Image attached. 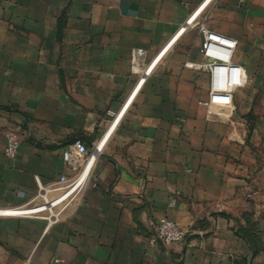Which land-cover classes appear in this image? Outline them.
Wrapping results in <instances>:
<instances>
[{
	"label": "crops",
	"instance_id": "obj_1",
	"mask_svg": "<svg viewBox=\"0 0 264 264\" xmlns=\"http://www.w3.org/2000/svg\"><path fill=\"white\" fill-rule=\"evenodd\" d=\"M195 18L238 40L235 111L205 103ZM77 138L98 151L79 206L8 213L76 174ZM163 216L183 241L151 242ZM0 264H264V0H0Z\"/></svg>",
	"mask_w": 264,
	"mask_h": 264
},
{
	"label": "built area",
	"instance_id": "obj_2",
	"mask_svg": "<svg viewBox=\"0 0 264 264\" xmlns=\"http://www.w3.org/2000/svg\"><path fill=\"white\" fill-rule=\"evenodd\" d=\"M196 12L198 10L192 16L196 14L195 17H197L198 13ZM190 18L188 21H190ZM193 24L199 25V31L202 34L200 52L203 60L199 63L192 62L190 65L202 67L209 72L210 92L212 95L223 99L233 96L234 92L239 88H243L248 81L245 67L234 60L238 40L232 36L215 31L196 20ZM142 53V50H136L133 56L132 67L135 71L141 69ZM153 64L151 65L153 66ZM143 82L144 78L140 80L138 86ZM20 144L21 138L19 134L15 131H9L6 135V156L15 158L19 152ZM94 154L95 152L90 153L89 148L82 139L77 138L73 140L64 148L63 159L77 170L76 174L73 176H63L59 180L45 185L39 183L38 192L34 196L23 204L11 207H35L36 212L26 213L21 216L34 215L46 220L48 226L60 222L80 204L81 197L90 182L92 168L88 172L86 171ZM84 176L85 179L83 181L82 177ZM174 203L175 200L173 199L171 205ZM188 232L189 230L179 226L174 220L163 216L155 225L151 242H181L186 238Z\"/></svg>",
	"mask_w": 264,
	"mask_h": 264
},
{
	"label": "rangeland",
	"instance_id": "obj_3",
	"mask_svg": "<svg viewBox=\"0 0 264 264\" xmlns=\"http://www.w3.org/2000/svg\"><path fill=\"white\" fill-rule=\"evenodd\" d=\"M196 19H194L192 22L194 23V21H195ZM196 21H198V22H200V23H204L205 25H207V22L209 21H207L206 22V20H196ZM193 23H191V24H193ZM196 24V23H195ZM190 25V24H189ZM208 26V25H207ZM195 30H197L198 32H199V25H195V28H194ZM170 47V46H169ZM168 47V48H169ZM168 48H166V50L168 49ZM165 50V51H166ZM196 68H198V71H197V73L199 74V75H201V74H204L205 72L203 71V70H205L204 68H202V67H196ZM199 70L202 72H199ZM204 75H206V74H204ZM248 81H249V77H248ZM248 81H247V84H248ZM246 84V85H247ZM245 85V86H246ZM256 86V83L255 84H253V85H251V88H254ZM234 95H235V92H234V94H233V96H231V97H229V98H227V99H223V98H217V97H215L214 95H212L211 94V92H209V98H208V100H205V103H207V105L209 106V108H211V109H214L215 110V108H218V109H220V111H222V108L223 107H225V108H229L231 111H235L236 109H237V103L235 102V97H234ZM83 200V196L81 197V201ZM81 203V202H80ZM79 206V205H78ZM77 206V207H78ZM13 214V213H12ZM24 214H26L25 212H22V213H19V214H17V215H24ZM15 215V214H14ZM4 216H7V215H4ZM9 216H11V215H9ZM29 217H34V218H38V217H35L34 215H30ZM39 219H41V218H39ZM44 220V219H43Z\"/></svg>",
	"mask_w": 264,
	"mask_h": 264
},
{
	"label": "bare ground",
	"instance_id": "obj_4",
	"mask_svg": "<svg viewBox=\"0 0 264 264\" xmlns=\"http://www.w3.org/2000/svg\"><path fill=\"white\" fill-rule=\"evenodd\" d=\"M192 21L193 20H191V22L189 23L190 25H191V23H193ZM150 68L148 67L145 70V73L146 74L149 73ZM97 155H98V151L93 155V158L91 159L90 162H92L93 159H96L97 158ZM22 212H25V213H34V212H36V209H35V207H24V208L12 209V210L8 211V213H13V214H19V213H22Z\"/></svg>",
	"mask_w": 264,
	"mask_h": 264
}]
</instances>
